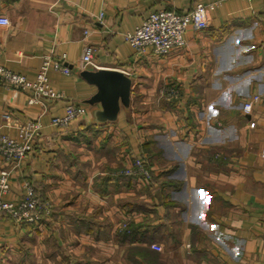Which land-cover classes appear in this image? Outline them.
<instances>
[{
    "label": "crops",
    "instance_id": "1",
    "mask_svg": "<svg viewBox=\"0 0 264 264\" xmlns=\"http://www.w3.org/2000/svg\"><path fill=\"white\" fill-rule=\"evenodd\" d=\"M198 2L218 3L183 46L137 54L126 40L150 12ZM0 16L1 65L30 80L47 54L70 68L48 71L62 95L45 107L0 83V135L41 123L4 199L30 184L52 204L35 223L0 211V264H264V0H0ZM85 44L132 79L115 121L84 102L96 91L80 75ZM70 102L85 112L52 124ZM136 159L147 178L123 172Z\"/></svg>",
    "mask_w": 264,
    "mask_h": 264
},
{
    "label": "built area",
    "instance_id": "2",
    "mask_svg": "<svg viewBox=\"0 0 264 264\" xmlns=\"http://www.w3.org/2000/svg\"><path fill=\"white\" fill-rule=\"evenodd\" d=\"M217 3L198 2L191 9L182 13L168 9L152 11L145 16L133 32L126 33L125 38L137 54L143 53L147 47H150L156 54L167 53L170 49L185 44L184 32L189 25L204 27L209 13ZM8 22L7 17L0 16V23ZM93 52V46L85 44L79 61L80 69H97L99 67L93 59ZM64 57L62 56V58ZM50 69L60 70L63 73L70 72L69 66L64 64L60 58H54L47 54L43 56L41 65L32 80L0 64V83L29 90L28 102L45 107L47 101L60 98L62 95L49 80L48 71ZM177 93L175 87H169L167 90L168 96L175 97ZM258 97L259 95L255 94L243 102V113L250 112L252 99ZM84 112L85 109L81 104L70 102L65 105L64 114L53 116L50 121L54 125L65 126ZM249 125L253 126L254 122L251 121ZM40 129L41 123L38 119L28 120L18 128L17 136L0 135V156L9 164L0 169V211L20 222L35 223L52 212L51 202L40 198L30 184L26 185L25 193L21 198L15 201L4 199V194L10 188L11 169L17 166L20 160L32 150V142L39 134ZM123 172L139 174L143 178L149 176L140 159L134 160L133 165L127 167ZM151 246L156 249L161 248L159 244L155 243H152Z\"/></svg>",
    "mask_w": 264,
    "mask_h": 264
},
{
    "label": "water",
    "instance_id": "3",
    "mask_svg": "<svg viewBox=\"0 0 264 264\" xmlns=\"http://www.w3.org/2000/svg\"><path fill=\"white\" fill-rule=\"evenodd\" d=\"M80 75L96 86V91L85 103L94 106L93 118L96 122L115 121L121 107L130 106L132 79L117 68L82 69Z\"/></svg>",
    "mask_w": 264,
    "mask_h": 264
},
{
    "label": "rangeland",
    "instance_id": "4",
    "mask_svg": "<svg viewBox=\"0 0 264 264\" xmlns=\"http://www.w3.org/2000/svg\"><path fill=\"white\" fill-rule=\"evenodd\" d=\"M142 166L148 171V175H150V170L149 168L142 162ZM127 168V167H126ZM126 168H123L125 170ZM143 178V177H142Z\"/></svg>",
    "mask_w": 264,
    "mask_h": 264
},
{
    "label": "trees",
    "instance_id": "5",
    "mask_svg": "<svg viewBox=\"0 0 264 264\" xmlns=\"http://www.w3.org/2000/svg\"><path fill=\"white\" fill-rule=\"evenodd\" d=\"M125 230V229H124Z\"/></svg>",
    "mask_w": 264,
    "mask_h": 264
}]
</instances>
